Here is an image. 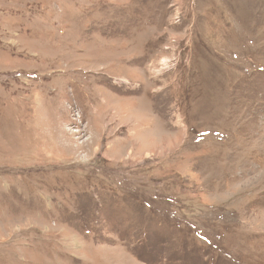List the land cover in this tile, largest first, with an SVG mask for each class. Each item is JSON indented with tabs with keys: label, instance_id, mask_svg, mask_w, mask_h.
<instances>
[{
	"label": "rangeland",
	"instance_id": "rangeland-1",
	"mask_svg": "<svg viewBox=\"0 0 264 264\" xmlns=\"http://www.w3.org/2000/svg\"><path fill=\"white\" fill-rule=\"evenodd\" d=\"M0 264H264V0H0Z\"/></svg>",
	"mask_w": 264,
	"mask_h": 264
}]
</instances>
